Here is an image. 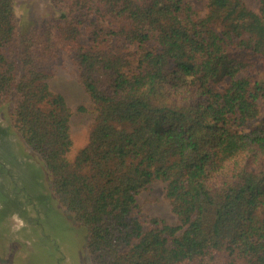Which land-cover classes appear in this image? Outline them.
Listing matches in <instances>:
<instances>
[{
	"label": "trees",
	"instance_id": "16d2710c",
	"mask_svg": "<svg viewBox=\"0 0 264 264\" xmlns=\"http://www.w3.org/2000/svg\"><path fill=\"white\" fill-rule=\"evenodd\" d=\"M191 1L52 0L58 16L26 29L0 0V108L92 264H264V1L205 0V18ZM61 56L96 114L73 160L72 112L49 86ZM154 183L177 226L145 220Z\"/></svg>",
	"mask_w": 264,
	"mask_h": 264
},
{
	"label": "rangeland",
	"instance_id": "374dc122",
	"mask_svg": "<svg viewBox=\"0 0 264 264\" xmlns=\"http://www.w3.org/2000/svg\"><path fill=\"white\" fill-rule=\"evenodd\" d=\"M241 1L249 11L259 13L262 0ZM15 3L21 28L30 29L58 16L52 0H15ZM190 4L200 18L207 16L209 7L205 0H193ZM81 34L79 39L85 44L87 35L83 31ZM55 65V77L49 86L52 93L64 97L72 112V148L68 158L73 160L86 147L96 114L70 58L61 56ZM225 86L226 81L215 88L221 90ZM11 112V105L0 108V262L92 264L86 249L85 228L54 199L50 174L41 158L22 141L10 120ZM136 200L146 221L159 218L169 225H178L166 198L165 184L148 186Z\"/></svg>",
	"mask_w": 264,
	"mask_h": 264
},
{
	"label": "clouds",
	"instance_id": "9594fccd",
	"mask_svg": "<svg viewBox=\"0 0 264 264\" xmlns=\"http://www.w3.org/2000/svg\"><path fill=\"white\" fill-rule=\"evenodd\" d=\"M21 226H22V224H21Z\"/></svg>",
	"mask_w": 264,
	"mask_h": 264
}]
</instances>
